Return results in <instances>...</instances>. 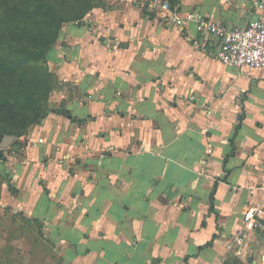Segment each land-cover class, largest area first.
<instances>
[{"label":"crops","instance_id":"obj_1","mask_svg":"<svg viewBox=\"0 0 264 264\" xmlns=\"http://www.w3.org/2000/svg\"><path fill=\"white\" fill-rule=\"evenodd\" d=\"M166 1L233 28L264 20V0ZM106 2L60 31L54 107L2 198L21 230L0 264H264L242 220L255 205L264 218V70L220 63L153 0Z\"/></svg>","mask_w":264,"mask_h":264},{"label":"trees","instance_id":"obj_2","mask_svg":"<svg viewBox=\"0 0 264 264\" xmlns=\"http://www.w3.org/2000/svg\"><path fill=\"white\" fill-rule=\"evenodd\" d=\"M97 4L95 0H0V143L45 118L52 87L46 69L36 64L47 61L65 25H82Z\"/></svg>","mask_w":264,"mask_h":264},{"label":"built area","instance_id":"obj_3","mask_svg":"<svg viewBox=\"0 0 264 264\" xmlns=\"http://www.w3.org/2000/svg\"><path fill=\"white\" fill-rule=\"evenodd\" d=\"M223 1L228 2L229 0ZM153 3L158 5L163 20L173 24L176 28L185 30L189 25H193L196 36L189 35L193 43H198L200 39L199 42L204 45V40L210 39L214 49L212 55L220 63L232 68L246 67L252 70H264L263 19L250 20L243 27L233 28L193 12L180 15L166 0H153ZM254 4L261 7L257 1ZM210 151L209 146L208 152ZM254 192L253 189L250 190V194ZM261 214L262 209L259 206H251L243 214L242 220L245 228L258 230L264 236V218Z\"/></svg>","mask_w":264,"mask_h":264},{"label":"rangeland","instance_id":"obj_4","mask_svg":"<svg viewBox=\"0 0 264 264\" xmlns=\"http://www.w3.org/2000/svg\"><path fill=\"white\" fill-rule=\"evenodd\" d=\"M98 3L95 5L91 11H89L84 20H87V17L89 14L97 8H105L107 6L106 0H95ZM1 16V12H0ZM59 39L55 43L54 47L50 50L48 54L47 61L41 63H37L36 65L39 67H42L43 69H46V73L49 75L50 81H51V91L50 95L48 98V101L46 103L45 109H46V116H49L51 114L52 108L54 107L53 105V100L55 97V93L58 92L59 89V77L53 73V63H52V57L54 55L53 51L56 49V46H58ZM0 53H3L2 49L0 48ZM45 118L42 120L41 123L45 120ZM39 125H32L29 126L26 130V132L20 136H14L10 135L13 137V140L10 142V144L5 147L1 148L0 147V243H1V238H3L4 235H9V237H14L18 236V233L21 229L15 228L11 222H8L10 219H13V221L17 220L18 218H21L19 214L14 212V215H11L13 213L11 210L12 208L8 206V208H2L1 207V202L4 193L8 194L12 192V176L15 174L17 165L21 163V160H24L26 157L27 158V150L28 147L32 144H37V142L41 143L42 139L38 138L37 142L32 141V132L35 129V127L40 126ZM41 140V141H40ZM21 159V160H20ZM6 210V211H4ZM6 222V223H5ZM23 236H27L28 232L27 229H23L22 231ZM27 238V237H26Z\"/></svg>","mask_w":264,"mask_h":264},{"label":"water","instance_id":"obj_5","mask_svg":"<svg viewBox=\"0 0 264 264\" xmlns=\"http://www.w3.org/2000/svg\"><path fill=\"white\" fill-rule=\"evenodd\" d=\"M12 140H13V137H11V136H5V137H3V139H2V141L0 143V147L1 148L7 147Z\"/></svg>","mask_w":264,"mask_h":264}]
</instances>
